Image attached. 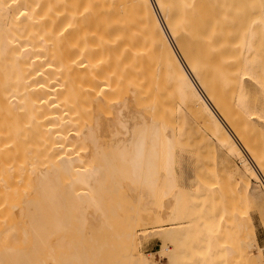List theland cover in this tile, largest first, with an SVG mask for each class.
Segmentation results:
<instances>
[{"label": "bare ground", "instance_id": "obj_1", "mask_svg": "<svg viewBox=\"0 0 264 264\" xmlns=\"http://www.w3.org/2000/svg\"><path fill=\"white\" fill-rule=\"evenodd\" d=\"M12 2L11 40H33L40 21L41 30L55 29L58 45L15 60L46 56L50 77L84 76L96 97L77 124L67 82L31 80L37 94L19 91L15 107L25 114H14L15 122H25L30 138L24 151L52 155L28 158L27 192L16 190L23 196H13V210L0 219V264H264L246 224L236 223L243 232L222 247L211 195L182 175V152L196 150L199 136L236 169L242 199L264 210V190L252 185L264 187V125L256 121L264 116L250 118L238 99L245 76L264 75L255 62L264 56V0ZM110 39L99 55L93 45ZM107 68L117 87L101 81ZM48 119L53 127L45 130ZM151 234L160 238L156 253L144 249Z\"/></svg>", "mask_w": 264, "mask_h": 264}, {"label": "rangeland", "instance_id": "obj_2", "mask_svg": "<svg viewBox=\"0 0 264 264\" xmlns=\"http://www.w3.org/2000/svg\"><path fill=\"white\" fill-rule=\"evenodd\" d=\"M3 1L0 0V219L2 218V220L4 217L6 218L8 210H13V203H11L14 201L13 196L15 198L16 196L21 197L22 194H19L20 192H22L23 195L27 192L25 187L28 186V177L30 178L31 176V171L30 173L28 172L31 168L29 169V167H26L29 160L34 159L36 161L34 162L38 163L39 161L41 162V160H45V157L48 159L51 157L50 155H52L51 152L50 155L49 153L46 154L47 156L49 155V157H47L45 153H42L41 151H39V153L36 151V154H28L24 151L23 146H25V144L30 141V138L26 135L28 129L25 122L22 121L21 125H19L20 122H15L14 114H25L23 108L15 107L20 97L19 91L25 90L24 92L26 93L29 91H34V93L37 94L39 91L38 89L41 88H37L39 87L38 84L32 82L31 80H34L35 82L46 79L57 81L61 80L58 76L50 77L48 75V73L52 75V70L47 68V66L51 67V64L47 62L46 56H41L39 54L37 55L39 58L32 61H28L29 57L28 60H15V56L18 53L24 55L25 58V54L28 55L26 51L28 49L33 53H36L37 51H45L44 49L47 48L50 49L51 52L53 51L55 53L58 50V45L55 44L56 39L54 38L55 29L53 27L50 28L48 23L46 25L48 26L46 27L47 29H45V31L41 30V27L42 25L44 26V23L37 21L35 25V32L38 33V35H36V38L33 40L26 39L25 41L11 40L7 36L9 23L7 19V13L10 10V5L13 4V0H10L11 2L7 5H5L6 3L3 4ZM36 9L38 10V8ZM40 33L44 34V36H48L49 39H43L42 42V35ZM111 42V39L106 42L102 41V43H97L93 45V47L99 53V55L105 56L110 51L108 45H110ZM258 50L261 49L258 47L257 51ZM256 56L258 57V60L256 59L255 62L264 68V56H259L258 54H256ZM43 57L45 58L43 59L45 60L44 62L41 60ZM26 65L30 67H41L42 65L45 67L47 73L33 71L29 75L30 71L27 70L26 73L28 75H26V73H24L25 71L15 70L13 68L15 66L24 67ZM106 71L111 72V74H102L101 81L104 83L109 82L110 87H112L114 83L116 86V84L119 83L118 75L114 74L110 68H107ZM61 81L67 82L68 86H70L72 90L71 97L73 98L72 102L74 104H72V109L69 113H73L75 115L73 119L77 124H83L88 118L87 113L90 111H88L89 105H92L94 102V97H96L92 91L93 89H90V85L86 82L87 78L84 76H78L75 74L74 76L64 77ZM109 86L107 84H103L100 86V89H104L109 92V89H111ZM244 89L240 91L238 95L239 103L241 104L240 106L244 111V114L252 118V111H257L264 116V75L259 76L256 70L252 71V74H249L244 78ZM102 96L105 97L107 94H102L101 97ZM101 97H98V99H104ZM181 110L186 111L185 106H182ZM20 118L23 119L21 116ZM51 120L52 119H48L46 122L50 124ZM256 121L260 126L264 125V117L259 116ZM49 124L48 127L46 126L45 130L53 127V123L50 125ZM244 133L247 136L248 133L252 132L246 130ZM198 137L192 141V147L195 146L196 150L190 149L184 150L182 152V158L184 160L182 175L190 181H197L198 187L206 188L208 193L211 195V199H213L211 209L214 211V215L219 220L222 219L221 227L223 231L220 230V232H222L218 235V237L223 236V239L219 237V241L224 243L221 244L222 247L236 244L238 233H241L244 230L246 232L245 234L254 233L256 235V240L259 246L263 249L264 255L263 208H261L260 205L257 206V204L253 203L252 201L246 202L242 199V196L246 190V186L239 178L236 169L232 165H227V163L224 162L216 150L205 148L201 142V139ZM196 142H199V144L197 143V145ZM41 154H43V157ZM202 175L204 177V183ZM252 185H257L262 190H264L262 183H256L255 179L252 180ZM16 190H18L19 193L14 195ZM8 205H11L12 209L8 208ZM11 211L9 212L11 213ZM239 222L246 224L247 228L243 230L236 229L235 224ZM232 238L234 240H232ZM143 244L146 252L156 253L161 243L158 235L151 234L144 240ZM254 254L255 251L249 252V255L252 258Z\"/></svg>", "mask_w": 264, "mask_h": 264}]
</instances>
